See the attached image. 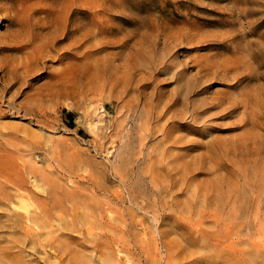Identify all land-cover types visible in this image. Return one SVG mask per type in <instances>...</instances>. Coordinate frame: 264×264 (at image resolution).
Returning <instances> with one entry per match:
<instances>
[{
    "label": "rangeland",
    "instance_id": "rangeland-1",
    "mask_svg": "<svg viewBox=\"0 0 264 264\" xmlns=\"http://www.w3.org/2000/svg\"><path fill=\"white\" fill-rule=\"evenodd\" d=\"M7 263L264 264V0H0Z\"/></svg>",
    "mask_w": 264,
    "mask_h": 264
},
{
    "label": "bare ground",
    "instance_id": "bare-ground-1",
    "mask_svg": "<svg viewBox=\"0 0 264 264\" xmlns=\"http://www.w3.org/2000/svg\"><path fill=\"white\" fill-rule=\"evenodd\" d=\"M63 24V23H62ZM49 37V36H48ZM74 41V40H73ZM72 42V41H71ZM13 43V42H12ZM43 43V42H42ZM44 44V43H43ZM40 45V44H39ZM48 46V45H47ZM22 47V46H21ZM49 47V46H48ZM45 51V50H44ZM39 54V53H38ZM43 56V55H42ZM36 57V56H35ZM40 57V56H39ZM37 60V59H36ZM25 61H27V60H25ZM32 61V60H31ZM34 63V62H33ZM225 64V63H224ZM32 65V64H31ZM36 65V64H35ZM33 67V66H32ZM31 67V68H32ZM28 68V67H27ZM26 68V69H27ZM30 68V67H29ZM34 68V67H33ZM229 68V67H228ZM26 69H24V70H26ZM210 69H211V67H210ZM27 71V70H26ZM24 72V71H23ZM211 72V71H210ZM210 72H208V71H206L205 73H210ZM71 73V72H70ZM2 75V74H1ZM71 74H69L68 76H70ZM74 75V74H73ZM73 75H71V76H73ZM17 76H18V74H17ZM16 76V77H17ZM242 76V75H241ZM3 78V77H2ZM235 78V77H234ZM17 79V78H16ZM17 81V80H16ZM185 89H187L186 87H185ZM185 91V90H184ZM175 101V100H174ZM226 103H230L229 101L227 102L226 101ZM216 104H214V103H212L211 104V106H209V107H207V108H205L204 110H202L203 112H205V111H208L210 108H212V107H214ZM234 105V102H233V104L232 103H230V104H228L226 107H224L223 109H225V108H227V107H232ZM230 111V110H229ZM232 111V110H231ZM196 112H198V111H196ZM199 114V113H198ZM195 115V114H194ZM21 197H22V194H21ZM24 202H25V200L24 199H22ZM22 203V202H21ZM25 203H27V202H25ZM22 206H24L23 205V203H22ZM25 206H27V205H25ZM24 206V207H25ZM29 216V215H28ZM71 224H68V226H70ZM72 227V226H71ZM4 249V248H3ZM2 249V250H3ZM7 249V248H6ZM9 253V252H8ZM8 264V263H7Z\"/></svg>",
    "mask_w": 264,
    "mask_h": 264
}]
</instances>
